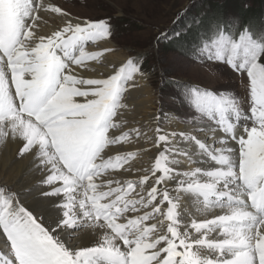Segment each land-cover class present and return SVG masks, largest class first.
Instances as JSON below:
<instances>
[{
    "label": "snow or ice",
    "instance_id": "obj_1",
    "mask_svg": "<svg viewBox=\"0 0 264 264\" xmlns=\"http://www.w3.org/2000/svg\"><path fill=\"white\" fill-rule=\"evenodd\" d=\"M113 34L110 18L0 0V145L39 174L22 191L0 186V264H264V19L225 8L155 38L180 62L238 79L243 96L174 78L175 126L158 115L151 136L118 118L148 76L144 54L126 48L107 76L89 74L103 53L86 45ZM133 135L154 163L114 179L135 154L111 146Z\"/></svg>",
    "mask_w": 264,
    "mask_h": 264
},
{
    "label": "rangeland",
    "instance_id": "obj_2",
    "mask_svg": "<svg viewBox=\"0 0 264 264\" xmlns=\"http://www.w3.org/2000/svg\"><path fill=\"white\" fill-rule=\"evenodd\" d=\"M52 1L56 6L67 11L73 19L83 21L86 19L97 20L110 18L114 26V34L109 41L112 42L114 49L122 53L121 56L123 57L120 59L121 61L114 60L117 64L116 66L126 62L129 55L128 52L124 51L126 48L131 52L144 54L143 69L148 72V76L142 79L147 83L150 92L147 97L150 98L153 103V113H155V117L163 114L164 125L167 123V118L175 115L176 109L180 107L179 104L171 99L172 94L177 91L174 78H182L183 80L191 81L193 84H207L210 87L231 84L241 96H243V87L238 79L234 78L228 80L226 77H222L219 73L215 72L214 66L212 65L180 62L175 58L172 49L166 50L163 44L157 48L155 38L162 31L169 33L179 31V27L181 28V25H184L189 17H191L194 12L200 11V9L203 12L202 14L208 11L215 12L224 10L225 8L228 11L238 13V11H245V9L256 10L259 6H261L260 9H264V0H258L261 4L253 3L251 0H212L213 2L211 3L219 6V9H208L207 7H203L207 0ZM238 6H241L240 9H238ZM85 50L89 52L91 50L92 53H103L100 59L101 61L98 62V66L105 68L104 61L107 59L106 57L109 55V52L102 51L98 41L86 45ZM138 89H140V87ZM127 95L128 92L125 93V98ZM123 102L125 103V100ZM248 107L249 105L245 104V108ZM119 118L124 122L123 129L125 130V121L128 119L125 117V114H121ZM137 125L138 128L140 130L142 129L141 131L144 132L142 126L139 124ZM151 133L150 136L152 135ZM138 139L147 142L143 136L136 138L135 135H133L129 143L134 145L135 143L133 142L138 141ZM119 146L118 148L121 149V146ZM113 149L114 148H112V150ZM144 154L146 153L144 152L142 156H144ZM152 156V154H148L147 156L149 166L154 163L151 161ZM133 157L134 160H132V162L129 161V164H132L137 159V155ZM110 176L117 180H125L123 176H118L117 172H110Z\"/></svg>",
    "mask_w": 264,
    "mask_h": 264
},
{
    "label": "bare ground",
    "instance_id": "obj_3",
    "mask_svg": "<svg viewBox=\"0 0 264 264\" xmlns=\"http://www.w3.org/2000/svg\"><path fill=\"white\" fill-rule=\"evenodd\" d=\"M46 2H50L54 4L52 0H46ZM58 23H59L58 20L53 21L50 19L48 21V24L44 27L43 31L49 32L51 28H53ZM98 42L99 45L101 46L102 51L105 49H111V51H108L109 55L106 57L107 59H105L104 61L105 68L98 66V62L101 60L89 62L90 66L98 70L91 72L89 74L92 75L93 77L102 78L107 76L109 73H111L113 65L115 66L117 65L116 62H114V60L119 61L123 57L121 56L122 53L120 51L114 49L113 44L111 41H109V39L100 40ZM97 51H101V50H97ZM85 52L92 53L91 50L90 52L85 50ZM139 87L140 89H138ZM127 92L128 95L125 98L126 109L123 108L120 110V115L125 114V117L128 119L127 121H125L126 122L125 130H129L131 128H138L137 124H139L142 126L144 131L148 132V135L150 136L151 133L150 127L154 129L156 126V121H155V113H153V109H154L153 103L151 102L150 98L147 97V95L150 93L147 83H145L142 78L137 77L136 87L130 88ZM174 118L175 115L168 117L165 126L169 128L174 127L175 124L172 122ZM176 123H179V121L177 120ZM139 140L140 139H138V141L136 142H133L136 145L135 144L131 145L129 142H127L124 144L111 146V148H114L111 152V155L113 156L118 154L126 155L128 153H133L137 155V159L132 164L129 163L125 164L124 168H121L117 172V175L123 176V179L125 180L137 179L138 176L141 175V172L139 170L149 168L152 165L150 163L151 165L149 166V162H148L149 160L147 159V156L148 154L153 155L154 150L150 149L148 142H143V140L140 141ZM119 145L121 146V149L118 148ZM145 149H148L147 151L149 152L145 151ZM17 150H18L17 146L13 143H6L0 145V185L8 186L16 191H22L25 189L26 185H29L30 182H34L35 179H38L39 174L37 173L35 177L32 175V171L34 170L32 167V157L30 155H25L24 157H20L17 155ZM142 152L143 153L145 152L146 154L142 156L143 155ZM132 160H134V157L129 158V161L132 162ZM151 161L154 162L153 159H151ZM125 169H130V171H126Z\"/></svg>",
    "mask_w": 264,
    "mask_h": 264
},
{
    "label": "trees",
    "instance_id": "obj_4",
    "mask_svg": "<svg viewBox=\"0 0 264 264\" xmlns=\"http://www.w3.org/2000/svg\"><path fill=\"white\" fill-rule=\"evenodd\" d=\"M241 1H244V0H241ZM251 1L253 3H259V4H261V2L258 1V0H251ZM211 2H213V1L212 0H207L204 3L203 7H207L208 9L209 8L219 9V6L214 5ZM240 7L241 6H238V9H240ZM260 7L261 6H259L258 8H256V10H253V9H245V11H238V13L244 15L246 18H250L254 22V25H257L258 26L259 21H261L262 19H264V9L263 8L260 9ZM202 13L203 12L201 11V9H200V11L198 10V11L194 12L191 15V17H189V19L185 22V24L191 22V20L193 19V17H195L197 15H203ZM184 25H181V28L179 27L178 30H181L184 27ZM169 49H171V48L166 47V50H169Z\"/></svg>",
    "mask_w": 264,
    "mask_h": 264
}]
</instances>
